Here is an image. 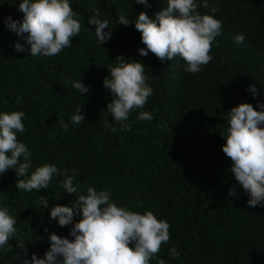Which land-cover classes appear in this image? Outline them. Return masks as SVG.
Masks as SVG:
<instances>
[{"label":"trees","instance_id":"trees-1","mask_svg":"<svg viewBox=\"0 0 264 264\" xmlns=\"http://www.w3.org/2000/svg\"><path fill=\"white\" fill-rule=\"evenodd\" d=\"M20 2L0 0V112L25 114L26 130L17 138L31 152L29 173L56 164L69 175L75 172L80 194L89 186L107 189L118 206L141 214L150 210L167 220L170 240L158 254L166 264H264V207L248 205V195L230 172L220 135L232 107L250 103L260 110L258 102L264 103V0H208V8H198L219 19L222 29L212 45V61L196 74L185 71L179 56L164 62L151 52L141 56L138 49L146 46L134 22L117 23L122 10L132 21L141 11L155 19L166 0H148L150 7L135 0H70L81 31L71 47L52 57L31 56L26 34L18 36L6 26L9 16L23 20ZM93 7L109 21L104 31L111 38L101 45L95 25L87 23ZM237 34L245 36L243 43H236ZM16 43L22 52L15 50ZM120 55L145 64L153 93L143 109L130 113L131 131H120L113 122L117 131L112 133L105 120H114L107 111L113 97L103 81ZM69 80H81L89 92L81 94ZM250 85L257 89L255 97ZM78 106L85 121L76 125L70 118ZM140 111L152 112L153 119H137ZM60 119L69 123L67 132ZM17 179L14 169L0 176V206L16 218L28 255L13 239L12 251L0 249V264H21L17 252L28 260L33 253L43 258L51 234L73 239L71 224L61 227L50 217L52 206H71L75 199L59 187L63 177L55 175L49 189L31 193L18 190ZM234 185L238 196H229ZM41 196L48 199V208L40 205ZM79 219L74 217V223ZM171 247L179 258L169 256Z\"/></svg>","mask_w":264,"mask_h":264},{"label":"clouds","instance_id":"clouds-1","mask_svg":"<svg viewBox=\"0 0 264 264\" xmlns=\"http://www.w3.org/2000/svg\"><path fill=\"white\" fill-rule=\"evenodd\" d=\"M136 4L150 7L148 0H135ZM199 7L208 8V0H166V7L150 19L141 11L134 21L123 10L118 14L117 23L128 26L134 22L135 29L141 33L145 48H139V54L147 57L153 53L161 62L181 57L185 71L196 74L202 66L209 64L212 45L221 35L222 22L214 15L201 14ZM19 11L23 20L17 22L11 16L5 19L9 30L23 36L30 46L31 56L52 57L59 55L63 49L72 46V39L81 31L78 13L73 10L70 0H21ZM216 12L215 8L211 9ZM89 25H95V36L99 44L111 38L108 19L100 18V11L93 7L88 18ZM236 43H243L245 36L237 34ZM218 46V45H217ZM15 50H24L20 43ZM117 65L109 66V76L104 78L103 85L113 97L107 104V111L114 118L105 120V127L112 133L120 126V131H131L129 115L137 109H143L153 89L148 85L145 75V64L140 61H126L122 55L116 58ZM68 83L81 94L89 92L81 80ZM253 96L257 94L254 86H249ZM257 110L250 103H240L227 112V128L220 132L225 140L222 151L231 161L230 172L236 184L248 195V205L264 207V103L257 104ZM22 111L0 112V176L9 169H14L18 177L15 187L26 193L49 189L55 175L63 179L59 187L68 194H75L71 206L54 205L50 217L58 219L61 227L72 225L69 235L73 239L50 235V248L40 258L35 253L31 260L17 257L21 264H166L158 254L163 244L170 240V224L167 220L157 219L152 211L141 214L127 206H118L112 200L110 190L97 191L87 187L86 194H80V185H74L75 172L69 175L68 169H58L56 164L45 163L32 168L31 152L25 143L20 142L17 133L25 132ZM137 119L151 121L152 112L140 111ZM85 121L78 106L70 122L79 125ZM63 131L67 132L69 123L58 120ZM229 196H238L236 186L229 189ZM43 208H48V199L41 196L39 201ZM79 216L74 223V217ZM17 220L7 207L0 206V249L12 251L10 241L15 239L16 248L24 256L28 255L22 234H18ZM169 256L179 258L175 247L169 249Z\"/></svg>","mask_w":264,"mask_h":264}]
</instances>
